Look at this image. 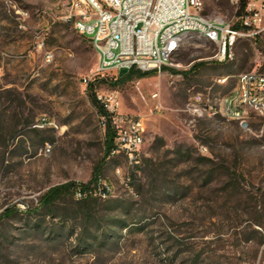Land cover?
<instances>
[{
    "label": "rangeland",
    "instance_id": "rangeland-1",
    "mask_svg": "<svg viewBox=\"0 0 264 264\" xmlns=\"http://www.w3.org/2000/svg\"><path fill=\"white\" fill-rule=\"evenodd\" d=\"M203 5L222 20L239 8ZM67 7L0 0V264H252L263 240L264 120L231 115L226 100L240 73L264 69V32L239 37L224 61L215 44L189 34L171 65L112 86L99 78L121 72L96 73L97 53L64 19ZM89 78L98 94L117 92L120 112L144 117L138 164L106 155ZM97 168L109 192L85 204L101 219L92 244L75 218L84 208L77 198L56 215L39 200L50 187L93 180ZM115 219L126 225L110 229Z\"/></svg>",
    "mask_w": 264,
    "mask_h": 264
},
{
    "label": "built area",
    "instance_id": "built-area-1",
    "mask_svg": "<svg viewBox=\"0 0 264 264\" xmlns=\"http://www.w3.org/2000/svg\"><path fill=\"white\" fill-rule=\"evenodd\" d=\"M239 5L240 0H231ZM64 19L84 35L98 56L96 73L137 69L160 71L171 59L183 37L196 34L217 47L215 58L231 59L236 40L264 32V0H247L244 11L235 20L214 19L203 14V0H67ZM28 15L27 11L21 12ZM51 55L47 53L46 58ZM93 79H84L85 85ZM109 113L114 131L113 147L108 157L125 156L139 163L146 122L141 115L118 110L117 92L97 94ZM152 97H157L154 93ZM196 101H201L197 94ZM227 111L243 118L248 111L264 120V70L242 72L234 93L226 100ZM50 152L47 145L45 153ZM117 172H120L118 169ZM130 182V177H127ZM101 181L94 195L109 192ZM85 191L77 190L81 199ZM262 235L259 254L252 264H264V224L256 226Z\"/></svg>",
    "mask_w": 264,
    "mask_h": 264
},
{
    "label": "trees",
    "instance_id": "trees-1",
    "mask_svg": "<svg viewBox=\"0 0 264 264\" xmlns=\"http://www.w3.org/2000/svg\"><path fill=\"white\" fill-rule=\"evenodd\" d=\"M247 0H240L239 2V8L237 11V16L242 14V12L244 11L245 5H246ZM264 52V51H263ZM264 70V69H263ZM262 71V70H260ZM121 73H119V76L117 79L113 80L111 79L110 81L107 79V77L103 76L102 78H99V81L102 82H107L112 86H115L117 84H119L120 82H125L127 80L132 79L134 76H137L138 78H141L143 76H147L155 71H149V72H142L140 70L137 69H130V70H120ZM97 84H96V79L89 81L86 84V89L89 93V100L91 105L93 106V108L96 110V112L98 113V115L102 118V124L104 126L105 129V153L106 155L109 153V151L111 150V148L113 147V136H114V131L111 128L110 125V121H109V113L106 110L104 104L98 99L97 97ZM123 156V155H121ZM137 167V166H136ZM100 169H96L95 170V177L93 180L87 182V183H75V182H69L66 184H62V185H57V186H53L50 187L43 195H41L40 200H39V205L40 208H42L44 211H46L47 215H56L57 212H61L62 208H60L59 206L64 203L67 202V200L71 201V199H75V192L77 190H81V191H85L86 192V196L78 199L76 201H79L81 205L84 206V208H82L79 212H75V218L76 217H80L81 219V225H82V233H85L86 237H90L88 235H92L93 237H91V243H95L98 240V236L97 233L96 234H89V230L90 227L92 225H95V223L98 225V227L100 228L99 224L101 222V219H98L97 214L94 212V210L89 207L86 206L85 204L88 203L90 200L95 199L94 198V194L93 191L95 189H97V187L100 184V180L99 177H97L96 175L98 174V171ZM132 179V181H131ZM130 183L133 184L134 182V176H132L130 178ZM8 213V214H7ZM10 210L6 211L3 215H10ZM80 213V215H78ZM257 223H260V220L257 221ZM121 225V227H124L126 224L123 220H112V223H110V229H112V227H114L115 225ZM98 228V229H99ZM98 231V230H97ZM108 231L110 232V230L108 229L107 231H103L101 233V236H106L108 234Z\"/></svg>",
    "mask_w": 264,
    "mask_h": 264
}]
</instances>
